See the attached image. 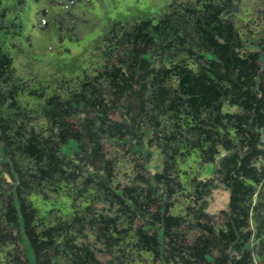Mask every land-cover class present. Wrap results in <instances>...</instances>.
<instances>
[{
  "label": "trees",
  "instance_id": "trees-1",
  "mask_svg": "<svg viewBox=\"0 0 264 264\" xmlns=\"http://www.w3.org/2000/svg\"><path fill=\"white\" fill-rule=\"evenodd\" d=\"M104 3L0 0V264H264V0Z\"/></svg>",
  "mask_w": 264,
  "mask_h": 264
},
{
  "label": "rangeland",
  "instance_id": "rangeland-1",
  "mask_svg": "<svg viewBox=\"0 0 264 264\" xmlns=\"http://www.w3.org/2000/svg\"><path fill=\"white\" fill-rule=\"evenodd\" d=\"M104 4L108 9H110L112 17L116 18L117 14H123L128 10V7L132 5H137L141 9H152L153 11H160L164 9L167 5L171 3V0H114V3L107 4V0H104ZM41 39L40 35H36L35 40ZM92 36H87L79 43H72L66 40L64 43H58L56 38H48L49 46L56 49V52H61L62 57L76 56L81 53L84 47L91 41ZM235 111V108L230 109ZM226 111V109H224ZM152 171L155 173L160 169V158L156 153L153 163L151 165ZM181 169L184 171H189L191 174L198 176L201 179L211 177L214 171V165L202 166L196 156L191 157L186 163H181ZM33 200L38 206H42L41 202L33 197ZM229 195L228 192L222 188H216L212 192L211 196L207 199V211L210 214H216L219 211L226 209L228 207ZM44 207V206H43Z\"/></svg>",
  "mask_w": 264,
  "mask_h": 264
}]
</instances>
